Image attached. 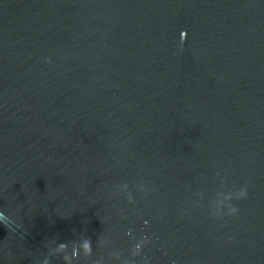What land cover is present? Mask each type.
<instances>
[{
	"label": "water",
	"instance_id": "95a60500",
	"mask_svg": "<svg viewBox=\"0 0 264 264\" xmlns=\"http://www.w3.org/2000/svg\"><path fill=\"white\" fill-rule=\"evenodd\" d=\"M0 209V264H264V0H0Z\"/></svg>",
	"mask_w": 264,
	"mask_h": 264
},
{
	"label": "clouds",
	"instance_id": "9594fccd",
	"mask_svg": "<svg viewBox=\"0 0 264 264\" xmlns=\"http://www.w3.org/2000/svg\"><path fill=\"white\" fill-rule=\"evenodd\" d=\"M187 37H188L187 30H182L179 34V40H178V44L181 47V50H183L182 46L184 42L187 40ZM217 175H219V173H217ZM123 185L125 188L129 186V184L126 182L123 183ZM247 196H248V190L247 187L245 186L239 189H236L234 187L232 190H229L225 197L226 203L223 201L216 203L214 202V198H213V201L208 202V211L210 216L218 220L223 219L225 216H230V217L237 216L239 209L233 204V201L234 200L239 201L245 199L247 198ZM132 199L133 197L131 196V194H129L130 202L132 201ZM195 206L200 207L201 205L197 203ZM15 223L16 220L13 215H9L5 210L0 209V224H3L9 231H11L12 230L11 226L14 225ZM143 224L148 225L149 221L144 220ZM147 238H148L147 235H145V239ZM67 247H68L67 242L58 244V249L60 250H64ZM82 247L85 254L90 255L92 251L91 239L90 238L85 239ZM72 255L74 258H79L80 255L79 249L74 248ZM67 259H68L67 256L62 257V260H67ZM45 264H47V261H45Z\"/></svg>",
	"mask_w": 264,
	"mask_h": 264
}]
</instances>
